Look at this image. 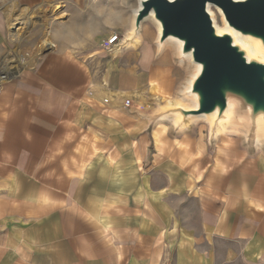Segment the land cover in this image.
Segmentation results:
<instances>
[{"label":"crops","instance_id":"0c3cea01","mask_svg":"<svg viewBox=\"0 0 264 264\" xmlns=\"http://www.w3.org/2000/svg\"><path fill=\"white\" fill-rule=\"evenodd\" d=\"M191 74L147 44L5 80L0 264H264V138L162 114Z\"/></svg>","mask_w":264,"mask_h":264},{"label":"water","instance_id":"95a60500","mask_svg":"<svg viewBox=\"0 0 264 264\" xmlns=\"http://www.w3.org/2000/svg\"><path fill=\"white\" fill-rule=\"evenodd\" d=\"M209 5L220 10L229 30L264 48V0H139L133 31L126 41L133 42L140 23L152 18L159 27V47L173 40L179 58L189 55L197 67L186 90L194 107L170 106L161 110L162 114L178 117V126L194 117L214 115L213 133L230 104L231 115L245 121L248 135L254 139L257 126L264 123V59L251 55L228 30L218 33Z\"/></svg>","mask_w":264,"mask_h":264},{"label":"rangeland","instance_id":"374dc122","mask_svg":"<svg viewBox=\"0 0 264 264\" xmlns=\"http://www.w3.org/2000/svg\"><path fill=\"white\" fill-rule=\"evenodd\" d=\"M138 6L139 0H0V29L3 37L0 40V69L9 65L18 66V69H12L7 74V78L0 79V85L59 51L87 57L94 50L116 52L119 47L159 46L158 24L152 18L142 21L134 41L127 43L133 31L134 10ZM212 7L211 10L216 13L215 25L226 29L220 10ZM30 16L26 28L25 24L16 23ZM113 36H118L117 42L107 44V39ZM163 47L175 50L179 56L178 44L173 40L165 41ZM13 57L20 64L14 62ZM183 60L192 67L193 76L196 65L188 58ZM189 82L177 101L165 108L175 105L194 107L193 98L186 93ZM233 115L231 121L222 128L232 126L249 134L245 121ZM169 118L175 119L171 115ZM208 119L206 116L194 117L184 126L192 123L211 130L212 121Z\"/></svg>","mask_w":264,"mask_h":264},{"label":"bare ground","instance_id":"6f19581e","mask_svg":"<svg viewBox=\"0 0 264 264\" xmlns=\"http://www.w3.org/2000/svg\"><path fill=\"white\" fill-rule=\"evenodd\" d=\"M96 2V1H95ZM211 8H213L211 5H209L207 7V10L213 20V22H215V18H216V13L214 11L211 10ZM31 19V16L28 17L27 20L25 19H19L18 22H16L17 24L20 23V24H25V28L28 26V23L30 22ZM9 22L11 20H8ZM8 23V22H7ZM16 23H13V24H16ZM32 25V24H31ZM214 26L217 30L218 33H220L221 31L223 30H228L232 35H233V38L236 42H240L241 44H243L244 46L248 47L249 48V52L251 55H257L258 57L260 58H263L264 59V48L260 47L258 42L253 40V39H250V38H247V37H242L240 36L238 33L236 32H233L231 30H229L228 28L224 29V28H220L218 27L217 25H215L214 23ZM158 31H159V27H158ZM109 46V45H108ZM188 59H190L189 55L187 56ZM13 60L14 62L19 63V61H17V58L13 57ZM13 62V61H12ZM6 65V64H5ZM12 66H16V65H9L7 66V68L9 67H12ZM18 69V68H17ZM3 71V70H2ZM6 73V72H5ZM5 73H2L0 72V79H4L6 76L5 75H2V74H5ZM232 114V105L229 104L227 110H226V113H225V119H222L221 121H219L216 125L217 127V130L221 129L225 124L229 123L231 121V115ZM214 115H209V121H212V118H213ZM175 121L178 120V117H175L174 119ZM248 125V124H247ZM248 128V127H247ZM256 139H260V138H264V123H262L261 125H258L257 126V129H256Z\"/></svg>","mask_w":264,"mask_h":264},{"label":"built area","instance_id":"2783aa9c","mask_svg":"<svg viewBox=\"0 0 264 264\" xmlns=\"http://www.w3.org/2000/svg\"><path fill=\"white\" fill-rule=\"evenodd\" d=\"M118 40V36H113V37H110L109 39H107V44H115Z\"/></svg>","mask_w":264,"mask_h":264}]
</instances>
